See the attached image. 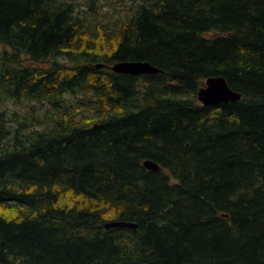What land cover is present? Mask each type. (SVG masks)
I'll return each instance as SVG.
<instances>
[{"label":"trees","instance_id":"obj_1","mask_svg":"<svg viewBox=\"0 0 264 264\" xmlns=\"http://www.w3.org/2000/svg\"><path fill=\"white\" fill-rule=\"evenodd\" d=\"M119 21L100 53L71 5L0 0V90L92 95L97 115L0 119V264H264V0H147ZM210 77L241 100L202 105Z\"/></svg>","mask_w":264,"mask_h":264},{"label":"rangeland","instance_id":"obj_2","mask_svg":"<svg viewBox=\"0 0 264 264\" xmlns=\"http://www.w3.org/2000/svg\"><path fill=\"white\" fill-rule=\"evenodd\" d=\"M147 0H58V3H66L72 6L74 15L86 19L88 30L91 34L89 44L95 51L100 53L108 52L112 45L113 31H107L113 28L119 20L131 16ZM94 2V3H93ZM87 35L84 36L85 43ZM2 48V47H0ZM23 59H28L22 55ZM61 62H67L60 59ZM28 63L27 61H25ZM205 83V82H204ZM189 97V95H187ZM61 106L56 108L50 105L47 100L22 97L12 99L4 90H0V119L3 118L6 124L12 129L15 123L11 121H24V127L21 130L30 132L36 129H49L53 127L56 120L61 118L63 113L70 114L78 121L88 122L90 124L97 121V115L91 110V103L94 98L92 95L81 93H66L61 98ZM83 201L81 197H75L71 192H67L61 199V205L68 206L71 204H80ZM1 211L7 214H13L10 208L0 207Z\"/></svg>","mask_w":264,"mask_h":264},{"label":"water","instance_id":"obj_3","mask_svg":"<svg viewBox=\"0 0 264 264\" xmlns=\"http://www.w3.org/2000/svg\"><path fill=\"white\" fill-rule=\"evenodd\" d=\"M112 71L119 74L143 75L158 74L161 71L148 62H121L109 67ZM242 95L233 91L228 82L223 77H210L198 92L199 102L204 106L219 105L222 103L240 101ZM145 168L150 171H161V168L154 162L148 160L144 163ZM111 228L136 229V225L125 222H112L105 225Z\"/></svg>","mask_w":264,"mask_h":264}]
</instances>
